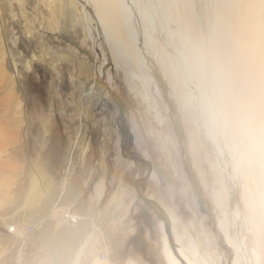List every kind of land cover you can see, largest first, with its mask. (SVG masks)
<instances>
[{
    "label": "rangeland",
    "instance_id": "1",
    "mask_svg": "<svg viewBox=\"0 0 264 264\" xmlns=\"http://www.w3.org/2000/svg\"><path fill=\"white\" fill-rule=\"evenodd\" d=\"M135 1L0 0V264H264V0H163L172 36Z\"/></svg>",
    "mask_w": 264,
    "mask_h": 264
},
{
    "label": "bare ground",
    "instance_id": "2",
    "mask_svg": "<svg viewBox=\"0 0 264 264\" xmlns=\"http://www.w3.org/2000/svg\"><path fill=\"white\" fill-rule=\"evenodd\" d=\"M111 2H113V4L116 3L118 8L120 7L121 10H123V14L125 16V14L128 11L127 6H125V0H111ZM131 3H137V2L135 0H132ZM147 3L149 5V9H150L151 12H149V11L145 10L144 8L140 7L138 12H139V14L141 16V19L146 20V21L150 22L151 24H156V22H157L161 31L163 29H166L168 34H170L172 36V31H171V28H170V24L173 22V17L170 14L171 12L168 13V11L171 10V8L168 9L167 6H166L167 3L163 2V0H147ZM260 10L261 11L263 10L262 11V16H264V5L263 4L262 5L253 6V5H251V3H245V6L243 7V14L244 15L242 14L245 17V19H243L242 22H239V24L242 26L244 31L247 30V32L251 35L250 41H249V44H248L249 49H250V54L249 55H250L251 58H255L256 60H258L257 74L260 77H264V24H261V21H262L263 17H259V11ZM123 23H124V21H123ZM127 29L130 30L129 34H130L131 40H133L135 42L137 40V37L139 38V34H137V32H135L131 28L127 27ZM143 41H144V44L147 46L148 43H149L148 40L146 38H144ZM173 46L172 47H173V50L176 52L177 58L179 60H182L181 62L187 64V66H188L189 62H188V59H187V51L185 52V40L180 41V43L176 42V43H174ZM135 55H136V62L138 64V66H140L141 61L139 59V56L137 54H135ZM187 70H188V67H187ZM187 70H185L183 72V75H181V77H183L185 81L189 80V76H188L189 73L187 74ZM144 76L145 75H143V77ZM203 94L204 93L202 92V95L200 97V99H201L200 102L201 103L205 102V99H206ZM202 108L204 109V110L203 109L202 110L205 112V110H206L205 106H202ZM207 114H208V117H206L207 119H206L205 125L208 128V133H209V129L211 128V125L213 123V117L211 116V114L208 111H207ZM37 181H38V177H37V175H34L33 178H32V181H31L32 188L30 189L29 199L27 201L30 200L31 195L33 194V191H34V186L37 184ZM28 203L29 202H27L26 204H28ZM217 222H218L217 226L220 229V231L222 233L225 232L223 227L220 225L219 220ZM87 241L85 243H87ZM81 248L79 249V251L76 254V258H75L76 262H77V260L79 258V254L81 253ZM164 250H165V252L167 251L166 246H164ZM180 255L182 256V254H180Z\"/></svg>",
    "mask_w": 264,
    "mask_h": 264
},
{
    "label": "crops",
    "instance_id": "3",
    "mask_svg": "<svg viewBox=\"0 0 264 264\" xmlns=\"http://www.w3.org/2000/svg\"><path fill=\"white\" fill-rule=\"evenodd\" d=\"M101 180V179H100ZM102 184L100 183V181H97L96 183H95V190L96 191H94L95 192V194H97L99 191H97V187L98 186H101ZM75 190H77V189H75ZM73 191V190H72ZM68 192V191H67ZM74 193H77L76 191H74L73 192V194ZM101 197V196H100ZM99 196H97V195H93L92 193H88L87 195H83L81 192H80V194H78V195H76V196H74V197H72V203H74L73 205L75 206V203L77 202V201H79V199H81L84 203H85V209L87 210V212L89 213V214H91V216H93L94 214H96V212H98V210H99V208H97V207H100V206H102V207H100L101 209H100V212L102 213V215H103V221H104V226H105V224H106V226L104 227V228H106L105 229V231H104V233L107 235V197H105L104 198V200L102 199V198H100ZM59 198V197H58ZM100 199H102V203H100ZM69 203V202H68ZM71 203V202H70ZM62 204H64V201H63V203ZM73 206V207H74ZM76 213V212H75ZM77 213H80V212H77ZM90 223V221H89V218H84V219H82V220H79L76 224H75V226L77 227V226H80V227H87L86 225H88ZM89 229V228H88ZM86 231H88V230H86ZM89 232V231H88ZM88 233L86 232V235H87Z\"/></svg>",
    "mask_w": 264,
    "mask_h": 264
},
{
    "label": "built area",
    "instance_id": "4",
    "mask_svg": "<svg viewBox=\"0 0 264 264\" xmlns=\"http://www.w3.org/2000/svg\"><path fill=\"white\" fill-rule=\"evenodd\" d=\"M58 212H59L58 215H59L60 223H62V222L65 223L66 221H70L72 223H77L80 219H82L81 215L72 212L71 206L70 207H66L65 209H59L58 208V209L54 210L55 214L58 213ZM31 227H33V226H31ZM9 229L17 230V227L14 226V225H11L9 227ZM94 229L98 230L97 227L93 226L92 230H94ZM100 256L102 257V259H106L107 258V253H103V254L100 253Z\"/></svg>",
    "mask_w": 264,
    "mask_h": 264
},
{
    "label": "water",
    "instance_id": "5",
    "mask_svg": "<svg viewBox=\"0 0 264 264\" xmlns=\"http://www.w3.org/2000/svg\"><path fill=\"white\" fill-rule=\"evenodd\" d=\"M189 89L193 92V85L192 84L189 85Z\"/></svg>",
    "mask_w": 264,
    "mask_h": 264
}]
</instances>
